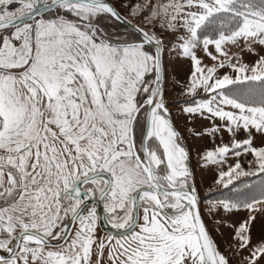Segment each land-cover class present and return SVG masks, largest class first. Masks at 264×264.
Returning a JSON list of instances; mask_svg holds the SVG:
<instances>
[{
  "label": "snow or ice",
  "instance_id": "6c2138e0",
  "mask_svg": "<svg viewBox=\"0 0 264 264\" xmlns=\"http://www.w3.org/2000/svg\"><path fill=\"white\" fill-rule=\"evenodd\" d=\"M0 264H264V0H0Z\"/></svg>",
  "mask_w": 264,
  "mask_h": 264
},
{
  "label": "rangeland",
  "instance_id": "374dc122",
  "mask_svg": "<svg viewBox=\"0 0 264 264\" xmlns=\"http://www.w3.org/2000/svg\"><path fill=\"white\" fill-rule=\"evenodd\" d=\"M189 143L192 144V145H196V146H198V142H196V141H192V140H190ZM201 179H202V176H201V174L198 172V173H197V183H198V184L201 182ZM205 187H206V183H205ZM202 191H203V189H202ZM205 219H206V222H207V224H208V226H209V228H210V230H211V232H212V235L216 238L217 242L220 244V246H221L222 248L225 247V245H224V243H223L225 237H222V236H220L218 233H216V231L212 229V222H211L210 220H208L207 217H205ZM223 231H225V236H226V235H227V231H226V230H223Z\"/></svg>",
  "mask_w": 264,
  "mask_h": 264
}]
</instances>
